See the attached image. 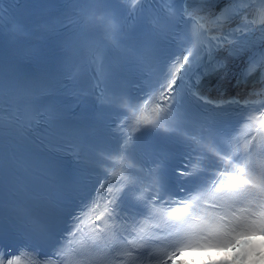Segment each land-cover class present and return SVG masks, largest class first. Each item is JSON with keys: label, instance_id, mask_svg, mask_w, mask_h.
<instances>
[{"label": "snow or ice", "instance_id": "snow-or-ice-1", "mask_svg": "<svg viewBox=\"0 0 264 264\" xmlns=\"http://www.w3.org/2000/svg\"><path fill=\"white\" fill-rule=\"evenodd\" d=\"M140 2L148 3L149 0ZM151 2L186 7L182 10L177 7V23L173 24L165 17L164 26L151 30V39L144 48L138 53L133 52L142 73L138 94L113 90L115 99L104 106L118 117L124 114L119 106L121 98L127 96L123 103L138 109L133 126L137 135L127 137L122 145L118 126L113 131V143L104 152L118 158L109 161L101 156L97 163L120 167L126 173L125 187L106 201L104 210L90 222L97 235L112 230L113 225L107 221L119 222L116 231L121 240L126 239L124 233L142 234V244L125 246L121 252L133 264L142 260L145 253L154 264H176L173 257L182 249L226 245L240 233L264 234V103L255 106L249 101L242 104L237 99H230L214 104L202 94L204 78L220 73L226 77L228 74L225 60L217 59L219 50H227L228 57H235L241 51L255 47L251 40L254 21L245 19L240 27L231 28L234 17L246 10L241 5L254 2L261 5L259 31L264 34V0H227L228 6L215 19L197 16L200 11L197 8L189 11L192 5L215 3V0ZM109 4L107 0L94 4L97 7L88 20L90 31H86L98 35L102 44L106 43V35L116 41L121 39L115 17L110 22L106 7ZM2 16L3 5H0ZM180 23L183 28L177 32L174 29L180 28ZM160 48L163 49L162 55ZM259 55V61L255 53L249 58L246 70L241 73L245 79L253 72H260V79L264 82V72H261L264 52ZM193 78L195 82H192ZM108 90L105 83L101 91ZM145 96L148 99H144ZM153 100L156 102L149 108ZM138 101L143 103L137 104ZM256 111L259 115L253 114ZM241 122L248 129L242 142L241 137L233 135ZM32 127L28 125V131H32ZM65 136L78 142L76 132L69 131ZM148 137L162 138L171 146H183L190 151L198 150L204 158V168L183 181L177 190L172 187L164 167L149 166L156 163L154 157L162 145L148 142ZM49 155L66 161L56 149L50 150ZM74 155L75 158L64 165L72 175L70 182L60 186V191L66 195L52 199L34 193L31 200L35 209L16 205L19 209L16 220L20 224L41 218L44 225L42 235L56 237L57 243L67 239L69 246L77 233L83 231L81 225L85 219L97 210L99 198L104 195V184L108 182L97 177L99 188L95 185L90 188V165L81 159L79 153ZM180 175L188 174L181 172ZM5 220L0 221V237L5 230ZM153 220L156 224L148 225ZM69 254L84 255L76 253L75 249ZM109 256V251L102 250L101 255L89 253L87 259L90 264L93 261L99 264ZM7 264H20V258L13 257Z\"/></svg>", "mask_w": 264, "mask_h": 264}, {"label": "bare ground", "instance_id": "bare-ground-1", "mask_svg": "<svg viewBox=\"0 0 264 264\" xmlns=\"http://www.w3.org/2000/svg\"><path fill=\"white\" fill-rule=\"evenodd\" d=\"M256 32H259V30L258 31H256ZM256 34V33H255ZM255 34H253V36H255Z\"/></svg>", "mask_w": 264, "mask_h": 264}]
</instances>
